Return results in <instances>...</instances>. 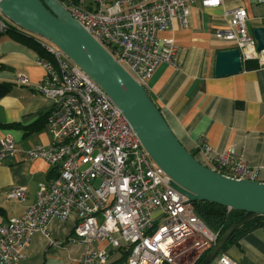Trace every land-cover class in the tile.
<instances>
[{"label":"built area","instance_id":"2783aa9c","mask_svg":"<svg viewBox=\"0 0 264 264\" xmlns=\"http://www.w3.org/2000/svg\"><path fill=\"white\" fill-rule=\"evenodd\" d=\"M58 1L146 89L161 63L179 67L174 40L160 33L174 20L181 27L188 25L189 3L223 4V0ZM225 15L226 27L217 29L215 37L233 42L242 64L253 60L264 67V48L257 49L247 29L246 9L235 7ZM6 20L0 10V33L8 28ZM39 40L46 56H39L36 63L44 74L32 86L51 101L47 114L51 139L17 149L6 133L0 137V158L14 153L23 160L42 158L56 175L39 184L34 202L21 215L0 222V264L23 260L36 231L49 245H58L48 231L49 222L71 216L76 218L71 240L85 246L80 264H106L107 247L122 249L126 264H194L216 243L219 231L211 229L195 213L193 202L171 185L170 176L153 161L103 88L62 50ZM18 81L28 82L23 74ZM234 153L233 144L216 153L209 167L257 179V167L246 164L241 154L235 159ZM5 195L22 201L26 189L13 186ZM210 264L237 262L219 252Z\"/></svg>","mask_w":264,"mask_h":264},{"label":"crops","instance_id":"0c3cea01","mask_svg":"<svg viewBox=\"0 0 264 264\" xmlns=\"http://www.w3.org/2000/svg\"><path fill=\"white\" fill-rule=\"evenodd\" d=\"M188 6L187 26L181 27L174 20L160 33L174 40L179 67L161 63L149 79L147 91L176 137L196 153L199 161L211 166L216 153L234 144V158L241 154L246 164L257 167V179L264 181V67L246 68L242 64L239 72L224 76L214 71L216 52L235 48L233 42L214 35L217 29L226 27L229 15L225 11L245 8L251 33L255 26L264 27V4L223 0L216 7H204L200 2ZM33 39L40 42L36 36ZM33 39L16 32L0 35V82L11 83L9 92L0 96V137L10 133L17 149L47 144L51 139L47 129L51 101L32 86L44 74L36 63L40 54L32 46ZM38 47L46 56L40 43ZM19 74L28 82L20 83ZM204 146L211 150L201 152ZM52 169L42 158L23 160L18 153L0 158V207L5 213L0 222L21 215L34 202L39 184L48 182ZM13 186L25 187L24 200L6 197ZM75 222L74 216L66 221L52 218L48 231L60 243L49 245L46 236L36 231L26 257L15 264H80L85 246L71 240ZM107 250L106 264H126L122 249ZM225 253L237 264H264V225L253 227L230 243Z\"/></svg>","mask_w":264,"mask_h":264},{"label":"water","instance_id":"95a60500","mask_svg":"<svg viewBox=\"0 0 264 264\" xmlns=\"http://www.w3.org/2000/svg\"><path fill=\"white\" fill-rule=\"evenodd\" d=\"M3 16L29 36H40L62 50L117 104L153 161L171 185L191 202L207 201L244 212L219 237L200 264H210L228 238L255 217H264V181L236 177L202 164L176 137L148 91L59 3L58 0H0ZM264 48V27L251 29ZM243 68L239 50L216 52L217 76Z\"/></svg>","mask_w":264,"mask_h":264},{"label":"trees","instance_id":"16d2710c","mask_svg":"<svg viewBox=\"0 0 264 264\" xmlns=\"http://www.w3.org/2000/svg\"><path fill=\"white\" fill-rule=\"evenodd\" d=\"M8 28L6 32L0 33L3 35L5 33H18L21 37L28 36L33 39L32 36L22 32L20 28L13 25L10 21L6 20ZM32 46L38 49L40 56H45L43 50L38 47L39 43L33 39ZM246 68L256 67L257 64L255 61L249 60L244 63ZM11 88V83L9 82H0V96L5 95L9 92ZM13 126V125H9ZM195 157L196 153L194 151H190ZM197 158V157H196ZM198 159V158H197ZM201 162V161H200ZM202 163V162H201ZM204 164V163H202ZM205 165V164H204ZM207 166V165H206ZM55 169V168H54ZM54 169L51 170L49 178H52L56 175ZM224 172V171H223ZM195 213L213 230L219 231V237L227 230V228L237 219H239L244 212L241 210L236 209H229L224 205H220L217 203L207 202V201H195L193 202ZM4 209L0 207V217L4 216ZM264 225V217H255L242 225L237 231H235L227 240L226 244L224 245L223 249L220 252H225L228 245L238 238L242 237L245 233L250 231L253 227L262 226ZM207 254V253H206ZM204 254L200 257L194 264H200L202 259L205 257Z\"/></svg>","mask_w":264,"mask_h":264},{"label":"rangeland","instance_id":"374dc122","mask_svg":"<svg viewBox=\"0 0 264 264\" xmlns=\"http://www.w3.org/2000/svg\"><path fill=\"white\" fill-rule=\"evenodd\" d=\"M34 36L40 38L42 42H49L48 40H45V39L41 38L40 36H37V35H34Z\"/></svg>","mask_w":264,"mask_h":264}]
</instances>
